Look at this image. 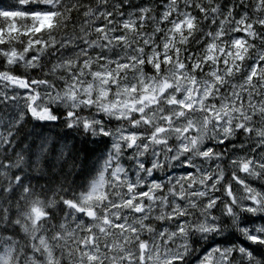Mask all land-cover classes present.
I'll list each match as a JSON object with an SVG mask.
<instances>
[{
    "label": "clouds",
    "instance_id": "clouds-1",
    "mask_svg": "<svg viewBox=\"0 0 264 264\" xmlns=\"http://www.w3.org/2000/svg\"><path fill=\"white\" fill-rule=\"evenodd\" d=\"M0 264H264V0H0Z\"/></svg>",
    "mask_w": 264,
    "mask_h": 264
}]
</instances>
